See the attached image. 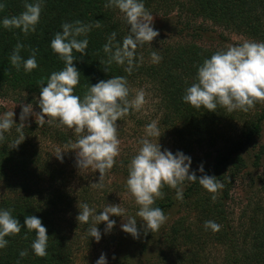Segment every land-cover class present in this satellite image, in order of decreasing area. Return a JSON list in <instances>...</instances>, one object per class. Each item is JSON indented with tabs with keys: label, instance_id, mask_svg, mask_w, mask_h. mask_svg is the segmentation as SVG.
<instances>
[{
	"label": "trees",
	"instance_id": "obj_1",
	"mask_svg": "<svg viewBox=\"0 0 264 264\" xmlns=\"http://www.w3.org/2000/svg\"><path fill=\"white\" fill-rule=\"evenodd\" d=\"M107 2L43 0L35 32L25 35L19 29L8 30L2 25L3 18L19 15L24 10L25 0H0L5 4L0 11V98L25 95L29 100L38 99L41 79L44 78L46 84L53 71L64 67L63 61L50 48L55 33L62 31L61 25L77 20L84 24L100 21L101 27H93L86 37L78 38H87L89 43L87 54L83 57L75 54L77 58L73 63L81 76L74 94L83 97L87 85L112 76L126 77L130 96L136 84L147 82L157 96L158 127L169 130L183 151L201 148L205 142L213 144L217 139L224 140L215 154L203 163V174L216 176L224 185L216 194V200L213 201L212 194L198 182H185L182 201L175 198L174 189L166 186L164 197L158 198L153 207L161 208L164 214L175 210L178 216L159 231L147 234L142 223L138 222L139 238L134 239L127 233L121 235L120 241H126V248L116 256V264H209L208 254L212 247L221 248L219 264H264V195L261 199L256 198L254 205V201L247 203L237 223L227 205L238 174L247 167L256 169L262 164L264 144L258 145V138L264 121V103L260 108L257 103L246 116L239 114V134L230 136L224 133L227 127L224 121L235 111L229 113L218 106L216 112H209L203 107L194 109L182 101L185 89L194 82L198 66L226 46H204L180 37L176 41L145 44L137 49V63L141 55L143 62L130 75L124 71V66L115 63L106 72L105 65L100 63L107 59L103 45L113 31L117 34L116 40L122 41L129 30L118 9L104 7ZM143 3L151 14L160 13L165 17L172 28L171 17L176 18L175 23H179L174 24H180L181 28H191L193 22L201 19L223 31L264 42V0H143ZM17 43L24 45L20 52L24 59L31 55L32 49L38 50V67L31 73H25L23 67L17 71L10 63L9 57ZM153 50L162 57L159 63L151 62ZM38 133L41 138H48L63 147L77 139L65 128L47 123L40 126L33 121L25 124V139L16 149H10L11 142L19 136L16 125L5 133V140L0 141V209H11L22 225L19 234L5 238L8 244L0 249V264H73L68 230L74 225L64 214L67 213L68 217L73 213L78 215L81 203H87L96 211V204L101 202L98 192L91 188L83 185L76 191L70 187L65 167L44 151L40 141L35 140ZM256 146L258 149L254 150L248 164L245 154ZM134 155L116 157L111 170L127 176V165ZM195 172L197 177L201 175L199 171ZM259 179L264 190V170ZM134 209L138 210V207ZM25 216H37L47 228L48 255L44 258L35 256L31 250L35 233L23 228ZM209 220L220 225L219 231L204 228V223ZM87 224L91 227V220ZM22 250L28 251L24 258L19 256Z\"/></svg>",
	"mask_w": 264,
	"mask_h": 264
},
{
	"label": "clouds",
	"instance_id": "obj_2",
	"mask_svg": "<svg viewBox=\"0 0 264 264\" xmlns=\"http://www.w3.org/2000/svg\"><path fill=\"white\" fill-rule=\"evenodd\" d=\"M43 7V0H34L29 3L25 0L24 10L19 15L5 17L2 25L5 29H19L25 35L35 32L39 23ZM105 8L118 9L122 14L124 23L128 26V34L122 41L116 40L113 31L103 45V52L107 59L100 61L104 70L115 63L124 66L129 75L134 68L143 62V56L137 63V49L151 42L159 35L151 26L153 15L146 9L143 0H108ZM5 4L0 3V11ZM93 27H101L100 21L95 24H84L77 20L61 25L62 31L55 33L50 42V48L58 58L63 61L64 67L53 71L39 82V97L36 100L40 109L33 113L31 104L22 105L19 116L21 123H14L13 111L0 115V141L5 140V133L10 132L14 124L18 138L11 142L10 149H16L25 139L23 129L29 115L35 116L40 126L45 123L58 128L71 130L77 137L68 147L76 154V166L79 171L91 169L99 172V182L92 183L93 188L103 189V180L106 173L116 164V157L120 155L121 141L118 138L117 121L127 116L131 111H140L146 101L143 89L136 90L130 98V88L125 76H112L107 80H100L94 85H87L83 97L74 94V89L80 84V72L74 66L76 53L83 57L88 47L86 37ZM24 45L17 43L9 57L10 63L17 71L23 67L25 73H31L38 67L36 60L37 49L31 50V55L24 59L21 49ZM151 62L159 63L162 57L158 51L150 53ZM46 85V86H44ZM182 101L194 109L204 108L209 112H216L218 106L227 112L236 110L247 112L257 103H264V42L244 40L238 45H228L225 49L215 51L210 58H206L198 66L194 82L185 89ZM144 137L139 141L138 151L127 165V178L125 188L128 196L138 206L135 216H128L126 210L118 205H107L99 215L87 203L78 205L77 222L92 226L87 230V236L97 242L101 239V232L97 225L104 222L105 233L115 225L110 216L124 218L121 230L130 234L134 239L139 238L140 230L137 227V217L142 221L145 234L159 231L166 223L167 216L159 207H153L155 201L165 195L163 189L167 186L175 190V198L183 200L185 182H198L203 189L212 194L211 199L216 200V194L224 185L216 176L204 173L203 164L196 172H190L191 158L180 151L173 154L165 149L161 150L158 138L161 136L158 124L152 121L144 129ZM152 138H156L155 142ZM60 148L56 149L55 156L62 162L63 156ZM23 228L27 232L35 233L31 243V250L35 256L44 258L48 255L47 228L37 216H25ZM205 229L213 232L219 231L220 225L213 221L204 223ZM20 221L12 215L11 209H0V249L7 246L9 236L21 232ZM26 238V237H25ZM28 255L27 250L19 253L21 258ZM96 264H107L102 253Z\"/></svg>",
	"mask_w": 264,
	"mask_h": 264
},
{
	"label": "rangeland",
	"instance_id": "obj_3",
	"mask_svg": "<svg viewBox=\"0 0 264 264\" xmlns=\"http://www.w3.org/2000/svg\"><path fill=\"white\" fill-rule=\"evenodd\" d=\"M176 10L173 12L175 13ZM172 13V16L175 14ZM153 15V23L152 27L154 30L159 32V35L151 42V43H162L165 41L177 40L180 38H185L187 40H193L204 46H228V45H238L242 43L244 40H249L245 36L231 33L228 31H223L220 27L212 25L208 21H203L198 19L196 22L191 24V28H181L176 26L179 22L175 23L176 18L171 17L172 25L174 28L170 26L165 20V17L161 16L160 13H154ZM175 23V24H174ZM222 35V36H221ZM143 89L146 93V101L147 103L140 111H131L127 116L123 117L119 121H117L118 127V138L121 141L120 144V157L126 154H136L138 148L140 147L139 141L144 137V129L145 126L152 121L157 122V118L159 117L156 110V101L157 96L156 93L151 88V85L147 82H143L141 84H136L132 88L131 96L135 95L136 90ZM130 96V98H131ZM37 99L32 98L29 100L25 95L21 96H9V97H1L0 98V115L7 111H13L14 123H21L19 116L22 110V105L31 104L33 108V113H38L40 111L37 102ZM262 106V103L258 104V108ZM255 107V106H254ZM252 110V109H250ZM235 114H229V117L224 121V124L227 127L224 129V133H227L230 136H236L239 134L240 130V120L238 118L239 114L242 116H246L247 112L241 111V113L235 111ZM235 115V116H233ZM35 121L34 115H29L28 119L24 122L25 124H31ZM15 125V124H14ZM66 129V128H65ZM70 134H73V137L76 135L69 129ZM161 136L158 138V143L161 146V150H169L173 154L177 151L182 152L186 156L191 158V165L189 168L190 172H195L198 167L207 162L210 158V155H214L217 151L216 149L221 147L222 142L221 139H217V142L210 144H203L201 148H195L188 152L183 151L181 148L179 141L170 134L167 129H160ZM34 135V134H33ZM41 134L35 135V140L37 142L40 141L41 146L44 151L52 154L55 161L58 164L65 167L68 173L70 187L72 189L78 191L81 186H86L87 188H91L98 192L100 195L101 202L96 204L94 214L99 215L103 208L107 205H118L126 210L125 219L129 214L131 216H135L138 207L134 204V202L130 199L126 192L125 181L127 176L121 175L117 173L116 170H109L103 180L104 187L103 189L93 188L92 183L99 182V172H93L91 169H87L84 171H79L76 166V154L74 151L69 149V145L62 146L48 138H41ZM155 142L156 138H152ZM264 144V121L262 124L261 135L258 138V145ZM60 148L62 151L63 160L62 162L58 160L55 156L56 149ZM258 149L253 148L252 150H248L245 154V159L248 164L251 163L254 150ZM118 156V157H119ZM211 156V157H212ZM261 165L258 168L247 167L241 171L236 180H234L233 187L230 192L228 210L232 212V216L234 217V221L237 223L239 221V216H241L243 212V208L247 205L248 202L254 201L252 205H254L258 199L264 195V190L261 188L262 181L259 179L260 175L263 174L264 170V156L261 161ZM250 166V165H249ZM116 169V168H115ZM116 171V172H115ZM263 193V194H262ZM167 216V224L169 221H172L178 215L175 210H169L165 214ZM64 216L73 222L74 226H70L68 230V235L72 242L73 249V264H96V261L99 259L100 255L103 253L106 257L107 264H116V256L120 254L123 250H125L126 241H120L121 235L125 234L121 230V224L126 222L124 218L118 216H110V220H114L116 223L114 227L107 233H105V223L101 222L97 225L98 230L101 232V239L97 242L94 238L87 236V230L89 229L88 224H81L76 220V214H72L68 217V214L65 213ZM192 216V215H191ZM190 218H194L191 217ZM137 223L142 221L137 217ZM92 222V221H91ZM193 223V220H190ZM130 236V234H129ZM221 248H210L209 249V264H219L218 257H220Z\"/></svg>",
	"mask_w": 264,
	"mask_h": 264
}]
</instances>
